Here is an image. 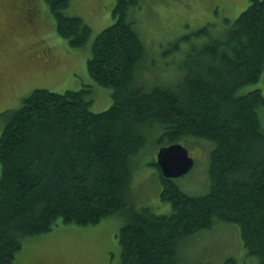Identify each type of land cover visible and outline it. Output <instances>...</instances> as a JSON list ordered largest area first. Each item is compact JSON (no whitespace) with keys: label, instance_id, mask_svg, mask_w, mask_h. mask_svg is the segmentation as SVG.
<instances>
[{"label":"trees","instance_id":"trees-1","mask_svg":"<svg viewBox=\"0 0 264 264\" xmlns=\"http://www.w3.org/2000/svg\"><path fill=\"white\" fill-rule=\"evenodd\" d=\"M32 1L15 0L24 12L8 17L9 51L0 55L10 62L15 53L10 34L27 31ZM45 1L57 33L73 47L84 46L92 28L66 13L71 0ZM138 4L116 0L115 22L92 44L88 72L113 89L109 108L90 109V88L37 87L20 107L0 113V264H12L26 238L49 232L59 219L89 226L112 215L122 223L119 264H177L179 248L218 220L238 224L249 254L264 264V93L247 90L264 71V0H250L225 30L194 47L177 78L159 84L140 78L151 68L130 18ZM196 33H210V27ZM152 134H158L159 148L192 139L208 145V192L187 193L154 161L160 199L170 207L158 213L136 206L132 159ZM204 264L247 263L228 257Z\"/></svg>","mask_w":264,"mask_h":264},{"label":"rangeland","instance_id":"rangeland-1","mask_svg":"<svg viewBox=\"0 0 264 264\" xmlns=\"http://www.w3.org/2000/svg\"><path fill=\"white\" fill-rule=\"evenodd\" d=\"M14 1L7 0L6 5L0 6L1 53L2 49H9L7 37L9 27L13 26L8 17L19 10L20 14L24 12ZM3 2L0 0V4ZM29 4L33 19L28 21L27 31L14 29L10 34L11 44L15 41L12 54L15 57L11 55L10 62V56L5 59L0 55V113L20 107L37 87L57 92L90 88L93 97L90 109L99 112L109 108L113 89L91 78L87 62L96 35L115 22L112 11L116 0H71L66 13L81 16L92 28L90 39L82 47L71 46L57 33L55 17L45 0ZM249 4L250 0H139L130 11V18L146 46L147 64L151 68L146 74L141 73V80L159 84L177 78L194 47L199 48L219 35ZM205 26L210 27V33H196ZM45 44L48 47L42 48ZM253 88L264 93V71L259 81L247 86V90ZM157 136H149L146 147L132 159L131 192L137 207L149 206L155 212L166 213L170 204L160 199V177L153 164L159 150ZM198 141H180L195 163L188 173L175 179L184 191L193 195L204 194L210 188V151L205 152L208 145H198ZM121 224L117 215L89 226L65 224L59 219L49 232L26 238L12 264H119ZM228 257L247 264L259 261L244 245L240 226L218 220L212 229L199 232L179 248L177 264L220 263Z\"/></svg>","mask_w":264,"mask_h":264},{"label":"water","instance_id":"water-1","mask_svg":"<svg viewBox=\"0 0 264 264\" xmlns=\"http://www.w3.org/2000/svg\"><path fill=\"white\" fill-rule=\"evenodd\" d=\"M157 163L164 176L177 178L188 173L193 168L195 160L185 145L174 142L159 148Z\"/></svg>","mask_w":264,"mask_h":264},{"label":"bare ground","instance_id":"bare-ground-1","mask_svg":"<svg viewBox=\"0 0 264 264\" xmlns=\"http://www.w3.org/2000/svg\"><path fill=\"white\" fill-rule=\"evenodd\" d=\"M105 218V217H104Z\"/></svg>","mask_w":264,"mask_h":264}]
</instances>
